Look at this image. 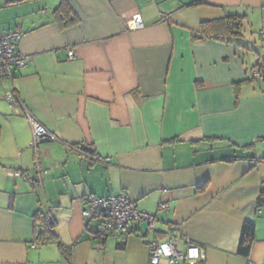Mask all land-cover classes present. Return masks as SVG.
<instances>
[{
    "label": "crops",
    "instance_id": "1",
    "mask_svg": "<svg viewBox=\"0 0 264 264\" xmlns=\"http://www.w3.org/2000/svg\"><path fill=\"white\" fill-rule=\"evenodd\" d=\"M32 1L0 3V34L19 31L31 57L0 81V264H150L147 244L169 234L182 251L200 247L199 264H264V82H245L264 61V0ZM63 1L70 14L58 19ZM137 15L143 28L131 30ZM232 15L240 40L195 38ZM25 112L57 140L31 148ZM117 196L156 215L154 229L96 238L85 201ZM39 210L76 243L69 257L34 242ZM245 223L248 258L237 255Z\"/></svg>",
    "mask_w": 264,
    "mask_h": 264
},
{
    "label": "built area",
    "instance_id": "2",
    "mask_svg": "<svg viewBox=\"0 0 264 264\" xmlns=\"http://www.w3.org/2000/svg\"><path fill=\"white\" fill-rule=\"evenodd\" d=\"M143 28V21L139 15L135 16L129 29ZM21 33L9 30L0 34V81H11L16 71L24 69L31 62V57L22 55L18 51V42ZM69 59H74L72 51L68 52ZM252 81L264 82V71L253 69L251 71ZM9 107L13 109L16 99L12 93L6 95ZM32 127L33 141L31 148L36 150L42 141L54 142L56 136L47 131L29 113H24ZM10 176L25 178L28 176L23 172H13ZM34 184V183H33ZM166 209L165 204L159 205V210ZM82 217L86 225L96 223L97 231L95 237L103 239L113 237L116 234L128 232L133 223H145L148 230L154 229L156 215L142 213L136 210L134 204L124 196L97 198L89 197L85 201ZM179 237L169 234L164 240L148 243L150 264H199L205 260L204 251L196 245H187L182 251L178 247Z\"/></svg>",
    "mask_w": 264,
    "mask_h": 264
},
{
    "label": "trees",
    "instance_id": "3",
    "mask_svg": "<svg viewBox=\"0 0 264 264\" xmlns=\"http://www.w3.org/2000/svg\"><path fill=\"white\" fill-rule=\"evenodd\" d=\"M29 1L32 0H7L6 5L21 4ZM200 4H201L200 2H195V3H191L189 6H198ZM54 14L55 16H57L58 19H64L68 17L70 12L67 4L64 1L61 2L56 8ZM242 29H243L242 16H238V15L226 16L223 19L201 23L195 38L205 39V40H220L223 42H232V41L240 40L242 38ZM253 69L264 71V61L262 60L257 61ZM246 81L252 82L250 78L248 80H245V82ZM259 163L264 164V158H262L259 161ZM257 207L264 208V185L260 189V195L257 200ZM35 218L38 221V224L36 226L37 233L34 242L39 245L56 244L57 247L60 249L61 253L65 257H69L76 243L67 246V245H63L58 240V237L54 232V228L56 224V220L54 219V217L39 210L37 211V213H35ZM129 233L130 230L124 234H116L113 237H116L118 235L125 236ZM104 239H107V237L101 239V241H103ZM253 239H254V225L251 223H245L242 227L241 237L237 249L238 256L243 258L249 257Z\"/></svg>",
    "mask_w": 264,
    "mask_h": 264
},
{
    "label": "rangeland",
    "instance_id": "4",
    "mask_svg": "<svg viewBox=\"0 0 264 264\" xmlns=\"http://www.w3.org/2000/svg\"><path fill=\"white\" fill-rule=\"evenodd\" d=\"M4 1H7V0H0V3H4ZM52 1L53 0H33L32 2H30L29 4H27L25 7H27L29 5L28 8L38 9V8H42V6L44 7L45 4L47 5V3H51ZM95 227H96V223H91L90 229H95Z\"/></svg>",
    "mask_w": 264,
    "mask_h": 264
},
{
    "label": "water",
    "instance_id": "5",
    "mask_svg": "<svg viewBox=\"0 0 264 264\" xmlns=\"http://www.w3.org/2000/svg\"><path fill=\"white\" fill-rule=\"evenodd\" d=\"M45 143H49V142H47V141H42L41 145H42V144H45Z\"/></svg>",
    "mask_w": 264,
    "mask_h": 264
}]
</instances>
